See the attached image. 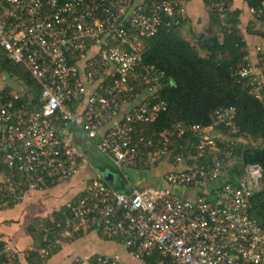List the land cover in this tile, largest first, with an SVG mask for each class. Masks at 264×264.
I'll use <instances>...</instances> for the list:
<instances>
[{"label":"built area","instance_id":"built-area-1","mask_svg":"<svg viewBox=\"0 0 264 264\" xmlns=\"http://www.w3.org/2000/svg\"><path fill=\"white\" fill-rule=\"evenodd\" d=\"M185 12V0H0V50L38 84L41 104L29 111L18 102L24 90L0 93V174L5 177L0 208L77 172L79 151L58 134L57 124H71L94 139L125 103L133 102L130 76L147 93L108 126L97 149L120 169H151L165 157L188 163L163 175L166 187L132 185L123 193L92 180L84 194L64 205L55 232L43 229L50 237L38 251L41 260L74 233L93 229L121 243L135 259L154 257L155 264H264V228L249 214L250 192L260 186L263 174L260 164H246L234 183L222 184L215 200L183 198L171 188L204 187L220 173L215 157L212 165L200 162L218 151V142L208 134L215 125L177 122L154 139L138 134L134 140L132 135L135 124L151 123L166 109L158 93L165 74L141 63V38L179 24ZM238 72L248 80L245 88L260 98L259 78L247 77L246 68ZM75 104L82 106L79 113ZM234 112L233 107L215 112V123L225 126L221 134L237 131ZM186 134L197 137L191 150L189 139L176 143ZM0 259L18 264L9 244L3 245ZM76 264L122 263L119 256L104 254Z\"/></svg>","mask_w":264,"mask_h":264},{"label":"trees","instance_id":"trees-1","mask_svg":"<svg viewBox=\"0 0 264 264\" xmlns=\"http://www.w3.org/2000/svg\"><path fill=\"white\" fill-rule=\"evenodd\" d=\"M244 1L249 11L253 8L249 13L254 21L264 23V0ZM203 2L208 16L204 27V40L197 42L194 35H191V39L182 35L185 16L180 17L179 24L170 28L159 27L154 35L141 38V63L162 70L165 74L164 84L158 93L166 102V109L151 123L135 124L136 130L132 135L135 140V135H151L168 130L177 122L201 126L213 123L214 131L222 130L225 129L224 123H215V112L233 107L235 115L231 120L237 131L227 135V139L218 136V153L203 157V163L206 164H213L214 157L219 161L218 179L213 178L207 182L203 188H199L198 194L201 192V195L215 200L218 198L216 191L222 190V184L234 183L246 164H260L263 174L259 181L260 186L250 192L249 214L264 228V45L258 44L249 49L238 27L240 10H230V0ZM260 8L263 11L260 12ZM246 30L249 34L264 36V32L253 26H247ZM66 56L71 61V55ZM243 68L249 70L247 77L256 76L261 81L260 98L245 88L244 81L248 80L240 77L238 72ZM14 76L26 84L33 94L30 100L26 93L23 94L18 102L26 104L29 111L40 108L38 84L30 78L21 64L13 62L0 50V77L6 79ZM129 81L134 88L135 100L139 94L145 92V85L133 76L129 77ZM0 93L10 95L12 92L6 88L0 90ZM134 100L132 104L138 103ZM190 136L186 134L176 143L184 144L189 139L191 146L188 148L191 150L197 137ZM206 190L208 193H205ZM59 218L40 228L44 245L49 241L50 235L47 236L43 229H52L55 232V222ZM3 245L0 242V251ZM31 256L28 255L27 258ZM2 260L4 259H0V264ZM142 260L144 264L156 263L154 257Z\"/></svg>","mask_w":264,"mask_h":264},{"label":"crops","instance_id":"crops-1","mask_svg":"<svg viewBox=\"0 0 264 264\" xmlns=\"http://www.w3.org/2000/svg\"><path fill=\"white\" fill-rule=\"evenodd\" d=\"M185 4V22L182 28L187 26L189 34L194 35L195 41L199 42L206 36L204 27L208 16L205 4L203 0H185ZM235 9L240 10L238 27H240L249 49L258 44L264 45V36L249 34L246 30L247 26H253L256 30L264 32V23L254 21L244 0H230V10ZM252 53L251 51V56ZM13 78L17 77L6 79L0 77L2 81L0 90L7 88L11 91L9 82ZM32 97L33 94L28 99L30 100ZM142 97H144L143 92L134 101H139ZM131 104L125 103L117 114L101 127L94 139L88 138L81 129L75 128L71 124L64 126L57 124L58 134L64 135L79 151L77 172L41 191H27L17 202L0 208V242L11 246L18 264H76L77 259L93 258L104 254L119 256L122 264H144L143 260L132 257L121 243L101 238L93 229L74 233L59 248L52 250L44 260L37 258L38 254H35L45 246L40 230L43 228L42 225L46 227L55 221L61 215L64 205L84 194L87 185L92 180L102 181L112 190L129 193L132 185L139 187L149 184L165 187L166 184L162 181L163 175L183 169L181 165H173L174 162L169 157L163 158L158 165L151 169L135 168L128 165L120 169L115 167L107 156L97 149L96 144L105 136L108 126L112 122L120 120L129 110ZM81 107L74 105L78 113L82 110ZM210 134L220 136L218 133L210 132ZM142 135L147 139H154L157 137V132L151 135ZM110 174L112 177L108 179ZM133 174L137 175L138 183L131 178L130 175ZM4 179L5 177L0 174V182ZM199 188H203V186L190 184V186L177 188L179 191L175 189V192L180 197L192 199L201 195V192L198 194ZM205 193L208 192L205 191ZM28 255H32L31 258H27Z\"/></svg>","mask_w":264,"mask_h":264},{"label":"rangeland","instance_id":"rangeland-1","mask_svg":"<svg viewBox=\"0 0 264 264\" xmlns=\"http://www.w3.org/2000/svg\"><path fill=\"white\" fill-rule=\"evenodd\" d=\"M181 33H182V35L184 36V37H186V38H189V39H191V35L189 34V32H188V28H187V26H184L182 29H181ZM1 79H3V78H1ZM1 79H0V82H2L1 81ZM8 82V81H7ZM9 86H10V90H11V92H12V94H14V93H16V94H18V95H20V94H22V91L24 90L25 91V95L27 96V97H30V96H32V92L31 91H29V88H28V86L26 85V84H24V83H21V81H19V79H12L10 82H9ZM141 92V91H140ZM144 94L145 93H147V92H143ZM221 130H215V131H213L212 133H214V134H217V133H219ZM227 135H229V134H225L224 132H222V138H224V139H227ZM215 139H218V137H215ZM217 153H218V151H217ZM128 172H130V171H128ZM108 176V175H107ZM131 176V178H133L134 180H136L137 179V175L136 174H133V175H130ZM112 177V174H110L109 175V177H108V179H110ZM136 183H138V181L136 180ZM177 191H179V189L177 190Z\"/></svg>","mask_w":264,"mask_h":264},{"label":"clouds","instance_id":"clouds-1","mask_svg":"<svg viewBox=\"0 0 264 264\" xmlns=\"http://www.w3.org/2000/svg\"><path fill=\"white\" fill-rule=\"evenodd\" d=\"M223 130H224V129H223ZM213 131H214V129L210 130V131L208 132V134H209L210 136H213V137L215 138V137H217V136H215V135H211V134H210V132H213ZM218 134H219V135H222L221 132H219ZM216 153H217V152H216ZM216 153H214L213 156H215ZM200 162H201L202 164H206V163H203V158L200 159ZM187 164H188V163H186V162H185V163H181V164H174V163H173V165H181V166H183V169H184V167L187 166ZM208 165H212V163H208ZM183 169H181V170H183ZM178 171H179V170H178ZM178 171H175V172H178ZM212 179H213V178H212ZM212 179H208V180H206V183H207V182H210V180H212ZM217 179H218V177H217ZM221 181L224 182L223 179H222ZM224 183H225V182H224ZM165 184H166V183H165ZM166 186H167V184H166ZM166 186H165V187H166ZM177 188H179V187H175V188H171V189L173 190L174 193H176V192H175V189H176V191H177V190H178ZM180 188H182V187H180ZM206 191H207V190H206ZM176 194H177V193H176ZM177 195H179V194H177ZM179 196H180V195H179Z\"/></svg>","mask_w":264,"mask_h":264},{"label":"water","instance_id":"water-1","mask_svg":"<svg viewBox=\"0 0 264 264\" xmlns=\"http://www.w3.org/2000/svg\"><path fill=\"white\" fill-rule=\"evenodd\" d=\"M201 36H204V34H201Z\"/></svg>","mask_w":264,"mask_h":264}]
</instances>
